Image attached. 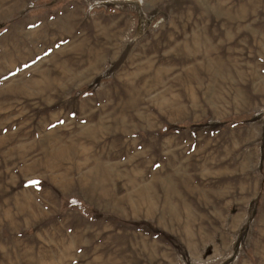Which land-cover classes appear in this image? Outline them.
Wrapping results in <instances>:
<instances>
[{
    "label": "rangeland",
    "instance_id": "374dc122",
    "mask_svg": "<svg viewBox=\"0 0 264 264\" xmlns=\"http://www.w3.org/2000/svg\"><path fill=\"white\" fill-rule=\"evenodd\" d=\"M0 264H264V0H0Z\"/></svg>",
    "mask_w": 264,
    "mask_h": 264
}]
</instances>
